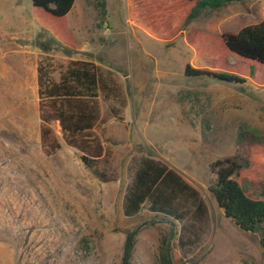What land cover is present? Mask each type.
<instances>
[{
	"label": "rangeland",
	"instance_id": "rangeland-1",
	"mask_svg": "<svg viewBox=\"0 0 264 264\" xmlns=\"http://www.w3.org/2000/svg\"><path fill=\"white\" fill-rule=\"evenodd\" d=\"M144 5L109 0L103 14L97 0H77L56 25L41 13L47 29L36 26L32 0H0V264H157L169 235L172 264H264L260 232L226 217L210 189L215 160L246 155L252 136H264V83L185 72L188 64L216 70L195 52L197 32L256 23L264 0L232 2L189 25L172 20L170 37L145 27ZM72 59L114 70L128 94L123 120L101 103L96 131L108 154L100 164L106 180L65 143L57 121L51 126L62 147L51 155L42 147L39 63L59 79ZM142 155L163 160L201 191L209 218L194 249L178 248L180 226L163 215L146 208L124 214L130 167Z\"/></svg>",
	"mask_w": 264,
	"mask_h": 264
},
{
	"label": "trees",
	"instance_id": "trees-1",
	"mask_svg": "<svg viewBox=\"0 0 264 264\" xmlns=\"http://www.w3.org/2000/svg\"><path fill=\"white\" fill-rule=\"evenodd\" d=\"M143 1L145 27L154 35L163 31L170 37L174 34L172 20L189 25L210 11L245 0H129L134 4ZM75 2L32 0L39 17L44 13L55 20V25L56 21L66 20ZM97 6L106 13V0H97ZM192 45L200 57L216 65V70L188 64L187 75H208L232 83L247 79L264 83V19L244 25L237 32L213 35L199 31ZM38 86L41 143L45 153L54 154L62 147L51 126L53 121H58L65 143L80 151L83 163L106 180L100 164L108 154L96 126L102 119V101L108 104L115 118H125L129 99L120 76L94 61L72 59L56 79L41 61ZM252 139L254 142L246 155L224 156L210 165V171L216 176L210 189L228 218L244 230L260 232L264 250V136H252ZM130 172L124 214L137 215L145 208L161 214L173 226H180L176 239L182 252L197 247L209 218V208L201 191L161 159L142 155L133 159ZM169 237H164L159 246L157 264H172ZM131 250L128 242L125 259Z\"/></svg>",
	"mask_w": 264,
	"mask_h": 264
},
{
	"label": "crops",
	"instance_id": "crops-1",
	"mask_svg": "<svg viewBox=\"0 0 264 264\" xmlns=\"http://www.w3.org/2000/svg\"><path fill=\"white\" fill-rule=\"evenodd\" d=\"M108 1H109V0H106V3H107V4H108ZM76 3H77V0H76V2H75V4H74L72 10L68 13L67 17H69V16L72 14L73 9H74ZM32 5H33V4H32ZM31 9L34 11V13H33L32 16H33L35 22H36L37 20H38V22H39V24L36 23V26L38 25L39 28L46 27V28L48 29V25L45 24V22L42 20V18L39 17L38 9L35 8L34 6H32ZM113 33H114V32H113ZM94 62L98 63L97 61H94ZM57 122H58V121H57ZM168 222H171V221H168Z\"/></svg>",
	"mask_w": 264,
	"mask_h": 264
},
{
	"label": "water",
	"instance_id": "water-1",
	"mask_svg": "<svg viewBox=\"0 0 264 264\" xmlns=\"http://www.w3.org/2000/svg\"><path fill=\"white\" fill-rule=\"evenodd\" d=\"M226 217H227V216H226ZM169 223H170V224H173L172 222H169ZM136 232H137V230H135V231L131 234L130 239H129V243L132 242V239H133V237H134V235H135ZM174 235H175V227H174L173 230H172L171 239L174 237Z\"/></svg>",
	"mask_w": 264,
	"mask_h": 264
}]
</instances>
